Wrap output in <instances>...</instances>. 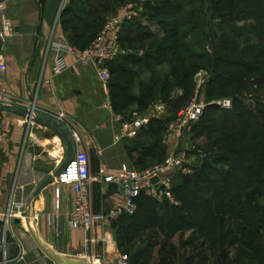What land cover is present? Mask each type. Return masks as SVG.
<instances>
[{
  "label": "trees",
  "instance_id": "trees-1",
  "mask_svg": "<svg viewBox=\"0 0 264 264\" xmlns=\"http://www.w3.org/2000/svg\"><path fill=\"white\" fill-rule=\"evenodd\" d=\"M70 6L62 11L69 43L85 48L102 28L108 3L95 25L69 16ZM142 6L139 17H147L157 29L136 20L124 22L120 44L131 53L109 64L112 109L127 117L129 106L137 103V110L143 111L158 99L170 100V87H180V97L186 100L200 69L209 74L206 101L230 95L233 105L230 110L207 106L195 124L194 130H203L212 141L206 145L209 155L202 150L200 168L179 178L172 189L175 203L159 204L141 193L135 199V214L123 215L112 224L126 219L128 242L147 223L158 225L167 240L190 231L212 243L210 248L203 243L190 252L184 264H208L209 259L237 264L255 255L264 264L263 244L257 240L264 235V205L253 199L256 188L264 185V0H143ZM146 40L154 42L153 50L139 55L135 50ZM248 94L253 95L248 98ZM155 124L159 121L150 122ZM259 194L264 196V190L259 188ZM230 224L234 231L224 228ZM238 245L230 260L231 249ZM132 259L144 264L150 257L135 252Z\"/></svg>",
  "mask_w": 264,
  "mask_h": 264
},
{
  "label": "crops",
  "instance_id": "crops-1",
  "mask_svg": "<svg viewBox=\"0 0 264 264\" xmlns=\"http://www.w3.org/2000/svg\"><path fill=\"white\" fill-rule=\"evenodd\" d=\"M142 1L119 3L115 12L130 10L134 12L131 21L136 20ZM70 2L7 1L6 13L17 24L1 53L6 70L0 74V86L7 88L13 104L27 107L32 103L34 112L62 123L69 131L74 151L82 149L88 153L92 208L96 212L106 211L121 197L116 190L107 194L115 186L98 179V166L103 162L110 169L122 164L139 168L143 153L138 144H143L144 129L135 138L115 141L121 127L117 117L121 114L107 108L111 101L109 91L99 81L95 66L78 65L67 57L68 67L52 76L46 48L54 40L68 41L62 11ZM109 12L104 10L103 14L107 17ZM137 107V103H132L128 110ZM64 156L65 145L58 133L25 116L0 111V213L12 198L21 195L27 198L25 215L19 223L14 219L5 229L0 221V241L4 239L5 249V255L0 249V264H56L59 258L73 257L94 264L115 262L116 243L111 228L96 226L84 234L69 226L73 208L70 186L54 180L35 193L38 185L60 166ZM56 186L58 198L54 194ZM96 187L101 189L98 199L94 195ZM106 203L109 207L104 206Z\"/></svg>",
  "mask_w": 264,
  "mask_h": 264
},
{
  "label": "built area",
  "instance_id": "built-area-1",
  "mask_svg": "<svg viewBox=\"0 0 264 264\" xmlns=\"http://www.w3.org/2000/svg\"><path fill=\"white\" fill-rule=\"evenodd\" d=\"M8 0H0V74L6 70L2 58V50L16 27V20L6 13ZM142 11V8H140ZM134 12L125 10L122 13L106 18L102 28L85 48H78L66 40L52 41L47 45L46 57L51 63V74L56 76L65 70L68 65L66 58L71 57L74 63L82 66L93 65L97 68V76L103 88L107 89L111 79L109 64L122 55L131 53L120 44V34L125 21L131 20ZM139 55L142 53L139 52ZM196 79L199 83L206 82L204 74L199 71ZM0 104H13L12 97L7 88L0 86ZM214 105L222 110H230L233 100L230 97L219 98L210 102L202 98L193 99L177 117L167 125V140L173 146L165 160L156 166L135 169L122 164L117 169H110L101 162L97 169L98 179L105 185L116 186L121 200L113 203L106 211L93 210L90 198V161L85 150L77 149L72 157L54 179L59 185L70 186L73 192V208L68 217L71 228L78 229L88 234L94 227H109L113 221L121 216L135 214L137 205L135 199L144 193L157 202L175 203L172 193L173 183L177 176L190 175L193 167L188 152L175 153V146L182 133L197 122L203 115L207 106ZM107 108L112 109L110 102ZM166 108L160 103H152L145 111L133 110L128 117L119 115L120 133L115 135V141L122 138H135L142 128L148 126L152 120L164 119ZM55 198L59 196V187L54 189ZM27 206V198L21 195L12 198L6 209L0 213V221L7 229L14 219L24 218ZM88 239H85L87 242ZM0 249H4V239L0 241ZM264 259V254H263Z\"/></svg>",
  "mask_w": 264,
  "mask_h": 264
},
{
  "label": "rangeland",
  "instance_id": "rangeland-1",
  "mask_svg": "<svg viewBox=\"0 0 264 264\" xmlns=\"http://www.w3.org/2000/svg\"><path fill=\"white\" fill-rule=\"evenodd\" d=\"M88 1L90 3H88ZM137 0H125L128 4H132L133 2H136ZM115 2H118V0H71L70 4V12H68L69 16H80L82 20L87 25H95L98 24L100 20V15H98L102 11V6H105L106 3H108L107 7L109 9L110 14H107L108 17H112L116 14H119L116 11L117 9V4ZM103 4V5H102ZM115 7V8H114ZM71 16V17H72ZM137 22H140L144 26L148 25L150 26V29L152 31H155L157 29V25L154 22H151L148 20L147 17H137L136 19ZM148 21V22H147ZM212 22H219L217 19H212ZM68 42L70 39H67ZM55 41V40H54ZM52 42V41H51ZM50 43V42H49ZM154 47V42L152 40H146L142 43L141 47L139 49H136L135 51H138L143 53L142 50L145 52H150L153 50ZM136 48V47H134ZM134 50V49H133ZM196 62V61H195ZM199 62V61H197ZM196 62V63H197ZM204 74V78L208 81L209 74L206 70L200 69ZM198 71V72H199ZM196 72L195 75L198 73ZM147 74V73H143ZM195 75L192 78V89L189 92L188 99L184 100L180 96H182L183 92L180 87H170L172 89L170 93V100L166 99H158L154 101L153 103H160L165 106L166 108V117L164 119H160L159 124L155 125H148L141 130L143 131V138L142 142L143 144H138V146H142L140 149L142 150V165L139 166V168L135 169H145V168H150L156 165L161 164L165 158L169 155L172 149V143L167 140V125L170 121L174 120L177 115L184 110L189 103L193 99H198L202 98L206 101V83H199L201 81V78L195 77ZM144 76V75H143ZM141 78H143L141 76ZM108 88V86H107ZM109 91V88H108ZM253 94H248V98H250ZM179 97V98H178ZM225 97H230L229 96H224L221 98ZM178 98V99H176ZM231 98V97H230ZM176 99V100H175ZM219 99V98H218ZM152 103L148 105L143 111L147 110ZM137 110V108L130 110ZM129 112V111H128ZM127 112V115H128ZM122 115V114H121ZM201 119V118H200ZM200 119L192 124L190 128L182 133L180 138L178 139L177 145L174 147L175 153L178 152H188L190 154L193 172L200 168L203 159L205 158V154L202 152L205 151L206 154V145L208 147V144L212 142L209 140V136H205V132L200 129L194 130L195 124H198L200 122ZM153 132L151 133L150 130ZM210 149V148H208ZM214 147L212 151H214ZM209 155V154H208ZM141 155L138 156L140 158ZM181 176H177L174 180L173 187L178 183L179 178ZM259 188L264 190V185L262 187L256 188V195L254 196V201L258 202L260 205H264V196L259 194ZM117 190L116 186L114 189H109L107 190V194H111L112 192L114 193ZM101 194V189L100 187L95 188V198L98 199ZM246 196H249V199L251 198L250 193H246ZM93 196H91L90 193V198L92 199ZM95 199V200H96ZM165 202H159V204H164ZM91 205L93 206V203L91 201ZM105 207H109V204H104ZM141 215L135 216L134 219L138 221V218H140ZM126 219H121L114 224L109 226V229L111 231V235L114 238V242L116 243L114 247V252H113V258H115V262L113 264H139L141 261L134 262V259H132V255L135 252H143L146 253L147 256L150 257L147 262L144 264H159V262H162V264H184L183 263V258L187 256L190 252L196 251L197 249H201L202 245L204 243V248H210L211 247V242H208L203 239V237L199 235L192 234L190 231H183V232H177L175 233L169 240L165 239L163 235L161 234L158 225H150V224H143L142 227L137 231L136 235H133L134 238L132 239L131 242H128L126 240V235L125 232L128 231V222H125ZM134 220V221H135ZM232 224L230 225H225L224 228H229L230 230L234 231L232 229ZM122 228V229H121ZM136 231V230H135ZM234 234H231L227 236L228 240L229 238L233 237ZM238 238H241L242 232L239 231L238 233ZM258 243L263 244V249H264V235L262 239L258 238ZM239 244V242H238ZM240 246H236L231 249L230 254H229V259L233 260V252L236 248H239ZM243 251H249V249H245L241 247ZM206 254L208 255L209 252L206 251ZM98 259V258H97ZM235 261V260H234ZM99 262L98 260H95V263ZM208 264H228L227 261L221 262V260L218 261V263H214L213 259L208 260ZM231 264H234L233 261ZM237 264H263L262 261L260 260L259 256H254L253 260H247L246 258H242V262H239Z\"/></svg>",
  "mask_w": 264,
  "mask_h": 264
},
{
  "label": "water",
  "instance_id": "water-1",
  "mask_svg": "<svg viewBox=\"0 0 264 264\" xmlns=\"http://www.w3.org/2000/svg\"><path fill=\"white\" fill-rule=\"evenodd\" d=\"M0 111L10 112L20 116H25L27 117L28 120H33L41 124H44L45 126L49 127L50 129L58 133L64 142L65 145L64 159L62 160L60 166L38 185V187L35 190V193H38L41 189H43L44 187H46L47 185L51 184L54 181V179L65 168L70 158L72 157L74 152V145L70 138L69 131L63 126L62 123L48 116H43L34 112L32 103H30L27 107L11 105V104H0ZM14 222L19 223V219H15ZM56 264H94V263L82 258L73 257V258H59Z\"/></svg>",
  "mask_w": 264,
  "mask_h": 264
}]
</instances>
